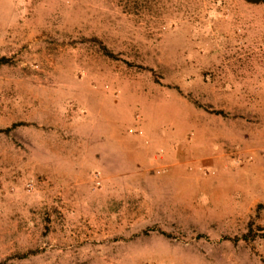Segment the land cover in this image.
Returning <instances> with one entry per match:
<instances>
[{"label": "rangeland", "instance_id": "obj_1", "mask_svg": "<svg viewBox=\"0 0 264 264\" xmlns=\"http://www.w3.org/2000/svg\"><path fill=\"white\" fill-rule=\"evenodd\" d=\"M0 264H264V0H0Z\"/></svg>", "mask_w": 264, "mask_h": 264}, {"label": "trees", "instance_id": "obj_2", "mask_svg": "<svg viewBox=\"0 0 264 264\" xmlns=\"http://www.w3.org/2000/svg\"><path fill=\"white\" fill-rule=\"evenodd\" d=\"M1 60V59H0Z\"/></svg>", "mask_w": 264, "mask_h": 264}]
</instances>
